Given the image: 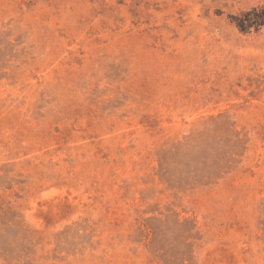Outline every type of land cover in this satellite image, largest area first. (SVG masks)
<instances>
[{
  "label": "rangeland",
  "instance_id": "rangeland-1",
  "mask_svg": "<svg viewBox=\"0 0 264 264\" xmlns=\"http://www.w3.org/2000/svg\"><path fill=\"white\" fill-rule=\"evenodd\" d=\"M264 0H0V264H264Z\"/></svg>",
  "mask_w": 264,
  "mask_h": 264
},
{
  "label": "trees",
  "instance_id": "trees-1",
  "mask_svg": "<svg viewBox=\"0 0 264 264\" xmlns=\"http://www.w3.org/2000/svg\"><path fill=\"white\" fill-rule=\"evenodd\" d=\"M236 26L240 31L246 32L251 27L264 26V7L261 9L253 8L235 18Z\"/></svg>",
  "mask_w": 264,
  "mask_h": 264
}]
</instances>
